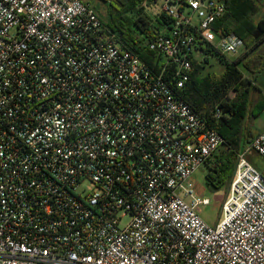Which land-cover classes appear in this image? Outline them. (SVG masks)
Masks as SVG:
<instances>
[{"label": "built area", "instance_id": "obj_1", "mask_svg": "<svg viewBox=\"0 0 264 264\" xmlns=\"http://www.w3.org/2000/svg\"><path fill=\"white\" fill-rule=\"evenodd\" d=\"M160 2L150 64L83 0H0V264H264V129L216 225L192 181L224 140L180 92L242 46L227 4Z\"/></svg>", "mask_w": 264, "mask_h": 264}, {"label": "trees", "instance_id": "obj_2", "mask_svg": "<svg viewBox=\"0 0 264 264\" xmlns=\"http://www.w3.org/2000/svg\"><path fill=\"white\" fill-rule=\"evenodd\" d=\"M123 9L109 10L108 28L119 38L123 47L130 48L138 53L150 64L152 53L146 45L156 33L165 27H170L171 19L160 10L153 20L141 5L143 0H116ZM157 2L158 0H147ZM240 7L238 19L240 25L233 29L236 36L246 41L252 36L257 40H264V18L254 23L250 16L257 13L256 5L252 0H232ZM230 12L226 18L231 16ZM127 12H135V19L126 16ZM157 22L155 24L154 22ZM213 55L221 56L219 52ZM223 56V55H222ZM240 61V59H239ZM239 61H226V68L221 74L202 75L203 65L193 62L190 80L181 90L180 94L201 117L207 119L208 126L216 130L223 138V143L213 153L214 166H209L207 184L213 189L223 185L229 187L234 176L237 155L244 148L246 142L251 143L256 137L247 129L252 118H258L264 112V102L255 96L253 91L257 89L251 81L246 79L244 71L238 66ZM251 60L244 62L246 70L251 71ZM220 109L219 118H214L215 112ZM211 157V158H212Z\"/></svg>", "mask_w": 264, "mask_h": 264}, {"label": "rangeland", "instance_id": "obj_3", "mask_svg": "<svg viewBox=\"0 0 264 264\" xmlns=\"http://www.w3.org/2000/svg\"><path fill=\"white\" fill-rule=\"evenodd\" d=\"M93 3H96V1L92 0ZM110 2H113V9L116 11H121L123 9V5H121L116 0H100L96 4L100 5V8L105 10L111 9ZM144 7L145 13L149 15L153 20L157 19L155 18L160 13V5L161 2L158 0L157 2L153 1H147L143 0L142 4ZM260 11L257 14V17H263L264 16V0L259 1ZM231 9V16L229 18V22L231 25H233L235 28L238 27L241 23V21L238 19V16L240 15V7L237 3H231L230 4ZM103 13V12H102ZM99 13L100 18L102 21L105 22V16ZM126 16L129 18L135 19V12H127ZM152 20V22H154ZM157 24V22H154ZM245 52H251L250 49H247L245 46L240 49L239 54L237 57L229 55V56H218L217 63H215L214 66H206L205 73L207 72H214V74H221L222 70H224V63L226 61H235L239 56L243 55ZM253 59V60H252ZM247 60H252L250 63L251 71L247 72L245 67L241 65L243 71L245 72L246 78L253 81L255 85H257V89H254L253 93L261 101L264 102V61L262 62L261 59V51L255 53V55H251ZM218 63L220 65H218ZM256 77H259V80L256 79ZM264 127V112L258 117V118H252L251 123L249 126H247V129L250 133V136H257ZM250 143L246 142L244 145L245 148L249 147ZM220 148V147H219ZM247 159L250 163H252L257 169L263 171L264 170V159L254 150H251L247 153ZM214 158L212 157L205 165L201 166L193 175L192 181L195 184L196 192L204 196L206 198L210 199V205L208 206H201L198 209V212L202 216V218L209 223L210 225H216L222 218V212H223V203L227 199L229 187L227 185H223L218 189H213L210 185L207 184V174L209 172V166H214ZM90 185L86 183L84 185V188H88Z\"/></svg>", "mask_w": 264, "mask_h": 264}, {"label": "crops", "instance_id": "obj_4", "mask_svg": "<svg viewBox=\"0 0 264 264\" xmlns=\"http://www.w3.org/2000/svg\"><path fill=\"white\" fill-rule=\"evenodd\" d=\"M84 2H87V3H89V4H91L95 9H96V11L98 12V14L99 13H102L104 16H105V25H107L108 26V22H109V16H110V12H109V10L110 9H107V10H105V8H103V9H101L100 8V5H97L96 3L98 2V1H100V0H94V1H96V3H93L92 2V0H83ZM253 2H254V4L256 5V10H257V13H255V14H253V15H251L250 16V19L254 22V23H256V22H258L260 19H262V18H264V16L263 17H257V14H258V12L260 11V6H259V1L260 0H252ZM225 2H226V4H227V11H226V14L228 13V12H230V2H233L232 0H225ZM110 4H111V2H110ZM226 14H225V16H224V18L222 19V20H220L219 22H218V28H224L223 30L225 31V32H227V33H229V34H232V35H235V33L233 32V29L235 28L233 25H231V23L229 22V18H230V16L229 17H227L226 18ZM100 16V15H99ZM236 36V35H235ZM241 42H242V46L239 48V51H240V49L241 48H243L244 46L247 48V49H250V51L251 52H245L243 55H241V56H239L235 61H239V59H240V61H239V63H238V66L239 67H241V65H243V67H244V62L251 56V55H255V53H257V52H260L261 51V59H262V62L264 61V40H262V41H259V40H257V38L255 37V36H252V37H250L249 39H247L246 41H243L241 38H239L238 36H236ZM239 51L237 52V54H235V55H232V56H235V57H237L238 56V54H239ZM199 59V60H198ZM198 59H196V60H194V62H196L197 64H200V65H203V67H204V70H203V72H202V75H213L214 74V72L212 73V72H207V73H205V68H206V66H214L215 65V63H217V60H218V55H210V56H208L207 58H205L204 60H201V58H198ZM253 60V59H252ZM251 60V61H252ZM248 61V60H247ZM231 62H233V61H231ZM218 65H220L219 63H218ZM224 65V70H225V68H226V63H224L223 64ZM241 69H242V67H241ZM224 70H222V72L224 71ZM247 72H250V71H248L247 70ZM244 76H245V72H244ZM245 78H246V76H245ZM246 79H248V78H246ZM256 79L257 80H259L260 78L259 77H256ZM249 80V79H248ZM251 81V80H250ZM259 82H260V80H259ZM253 83V81H251V84ZM253 85H255L254 83H253ZM256 87H258L257 85H255ZM263 129H264V127H263Z\"/></svg>", "mask_w": 264, "mask_h": 264}]
</instances>
